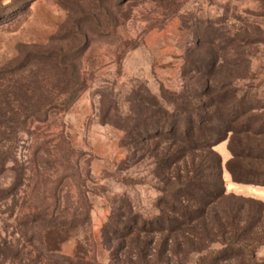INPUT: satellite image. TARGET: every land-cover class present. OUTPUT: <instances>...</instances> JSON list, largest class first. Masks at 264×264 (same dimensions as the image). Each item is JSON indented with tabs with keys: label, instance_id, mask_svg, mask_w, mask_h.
I'll return each instance as SVG.
<instances>
[{
	"label": "rangeland",
	"instance_id": "374dc122",
	"mask_svg": "<svg viewBox=\"0 0 264 264\" xmlns=\"http://www.w3.org/2000/svg\"><path fill=\"white\" fill-rule=\"evenodd\" d=\"M61 85L78 91L68 107L57 94L66 88ZM220 85L234 94L233 103H244L233 111L264 117V0H0V101L21 106L7 108L10 119L2 128L13 157L9 167H25L33 184L55 181L59 157L65 166L64 157H71L80 166L83 188L92 191L90 232L66 242L64 256H72L83 243L97 264L141 262L137 255L130 258L128 250L117 255L122 240L112 236L109 226L117 234V209L128 198L140 223L155 228L163 184L151 175L149 162L133 158L129 135H166L163 125L155 130L144 126L153 108L175 114L176 105L187 100L201 114L214 113ZM204 89L207 95L196 93ZM41 102L54 103L43 121L34 118L30 106ZM18 116L20 122H11ZM230 137L215 138L211 156L222 162L226 194L236 198V208H244L238 226L249 228L263 220L262 228L246 234L250 241L264 237V186L233 181L227 170ZM248 138L252 144L253 135ZM156 144L162 151L170 142L156 139L144 149ZM12 177L9 171L0 182L7 184ZM63 190L64 196L75 195ZM9 214V208L0 207L3 235L11 230ZM140 236L156 242L170 238L161 258L148 255L151 264L196 263L213 252L230 254L221 239L206 247L195 244L193 250H206L188 255L192 246L181 244L179 232ZM125 241L128 247L138 244L135 234ZM254 251L262 263L264 245Z\"/></svg>",
	"mask_w": 264,
	"mask_h": 264
},
{
	"label": "trees",
	"instance_id": "16d2710c",
	"mask_svg": "<svg viewBox=\"0 0 264 264\" xmlns=\"http://www.w3.org/2000/svg\"><path fill=\"white\" fill-rule=\"evenodd\" d=\"M61 86L66 88L62 89L63 93L58 91L57 94L64 96L62 104L68 107L76 99L78 91L67 85ZM217 90L220 95L215 99L214 113L201 114L187 100L176 105L175 114L166 113L165 107L153 108L151 121H145L144 126L155 130L163 125L167 128L166 135L160 132L129 135V145H134L133 158L147 161L149 166L154 167L151 175L163 184V189L157 205L160 213L152 220L157 225L155 228H148L145 222L140 223L141 217L138 213L134 214L128 198H125L127 203L120 202L117 209L120 228L117 226V234L115 226H109L112 236L115 234L117 240H122L117 247V255L128 250L126 253L130 254V258L139 256V264H151L148 255L155 254L161 258L168 250L170 238L156 242L155 239L145 240L140 235L168 231L170 234L179 232L183 240L181 244L192 246L188 255L201 253L206 250V244L209 246L220 239L230 253L220 255L213 252L200 257L196 263L190 260L187 264H223L229 261H232L230 264H264V261H256L254 253L255 248L264 245V237H255L250 241L245 238L254 227L262 228L263 220L258 218L256 226L250 225L249 228L238 226L245 218L242 214L244 208H236V198L226 194L222 162L211 156L215 155V138L222 136L227 139L231 133L229 147L232 158L227 170L233 181L264 186V117L248 116V111L244 109L241 112L233 111L244 103H233L234 94L224 91L222 85ZM208 92L204 89L196 93L207 95ZM53 104L31 103L35 117L30 116L45 120ZM12 106L7 100L0 101V181L7 172L13 173L9 183L0 182V207L9 208V218L12 220L11 230H7L5 235L0 231V264H97L89 259V251L83 243L77 244L72 256L61 253L62 246L78 237V233L90 232L92 191H88L86 185L83 188L79 164L71 157H64L68 163L65 166L59 157V169L56 170L59 180L46 179L34 184L25 167H9L13 157L4 144L2 128L7 126L10 119L6 116V110ZM13 108L18 110L21 106ZM222 108L223 115L217 119ZM11 111L14 112L13 109ZM20 120L21 116H18L12 118L11 122L18 123ZM215 122L218 127H215ZM254 124L258 126L252 130L250 126ZM249 135H253L252 144H248ZM161 138L170 142L167 149L161 151L159 144L144 149L149 141ZM68 170L72 171L73 176L68 175ZM65 188L74 190L75 195L64 196ZM233 209L235 212L232 214ZM110 229L104 228V232L109 234ZM133 234L138 244L128 247L125 240ZM84 240L88 242L87 238ZM195 244L205 247L193 250Z\"/></svg>",
	"mask_w": 264,
	"mask_h": 264
}]
</instances>
